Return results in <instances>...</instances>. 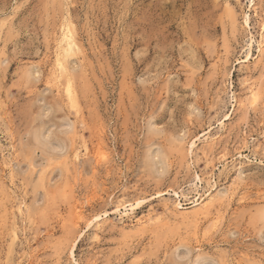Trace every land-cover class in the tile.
I'll list each match as a JSON object with an SVG mask.
<instances>
[{
	"label": "rangeland",
	"instance_id": "rangeland-1",
	"mask_svg": "<svg viewBox=\"0 0 264 264\" xmlns=\"http://www.w3.org/2000/svg\"><path fill=\"white\" fill-rule=\"evenodd\" d=\"M255 1L0 0V264H264ZM68 24L77 48L67 58ZM199 135L193 155L179 148ZM219 189L232 199L199 218L174 208ZM119 201L134 213L115 212ZM79 207L111 219L76 225Z\"/></svg>",
	"mask_w": 264,
	"mask_h": 264
},
{
	"label": "bare ground",
	"instance_id": "bare-ground-1",
	"mask_svg": "<svg viewBox=\"0 0 264 264\" xmlns=\"http://www.w3.org/2000/svg\"><path fill=\"white\" fill-rule=\"evenodd\" d=\"M257 1H255V0H251V5H255V3H256ZM259 7V6H258ZM251 8V7H250ZM255 8H257V6L255 7ZM259 9V8H258ZM255 11L257 12V11H259V10H256L255 9ZM233 14V13H232ZM245 14V13H244ZM257 14H258V12H257ZM251 15V14H250ZM264 15V14H263ZM259 16H260V12H259ZM243 17H244V15H243ZM251 17V16H250ZM256 17V16H255ZM235 18V17H234ZM245 18V20H244V22H245V24L246 25H248L249 24V19H248V15L246 14V16L244 17ZM263 18H264V16H263ZM262 19V18H261ZM237 20V19H236ZM256 20H258V19H256ZM263 23H262V27H260V32H261V34H260V38L258 39V40H255L254 39V37H251V39H250V43H249V48L252 46V44H253V41H256L257 42V51H258V54L256 55V53H255V55H256V57H255V59L256 58H258L261 54H262V52H263V50H264V21H262ZM259 23H260V21H259ZM255 26V25H254ZM258 28V27H257ZM71 29H72V27H71ZM70 28H69V24H68V27H66V30H65V32L63 33V36H62V39H63V41H64V52H65V55H66V57L68 58V56L67 55H74L75 54V48H77L76 47V42L77 41H75V37H74V30H73V32H72V30H71ZM61 30H63V29H61ZM259 33V32H258ZM62 34V33H61ZM60 34V35H61ZM251 35V34H250ZM258 36H259V34H258ZM60 39V38H59ZM61 40V39H60ZM247 41H249L248 39H246ZM246 42V41H245ZM61 44V43H60ZM62 45V44H61ZM245 47V46H244ZM254 47V46H253ZM252 47V49H254ZM56 48V47H55ZM60 48V47H59ZM63 48V47H62ZM79 48V47H78ZM248 48V47H247ZM243 49V48H242ZM56 50V49H55ZM77 50V49H76ZM248 50H250V49H248ZM60 52V51H59ZM244 52V51H243ZM73 53V54H72ZM223 53H225V52H223ZM253 53V52H252ZM59 54H57V56H58ZM61 55H62V53H61ZM220 55V54H219ZM225 55V54H224ZM227 55V54H226ZM225 55V56H226ZM249 55H251L249 52L247 53V57H246V59H244L243 60V62H246V63H248L249 61V59L248 58H250V56ZM56 56V55H55ZM59 57L61 58V56H58V59H59ZM262 57V56H261ZM57 58V57H56ZM244 58H245V56H244ZM252 58H254V57H252ZM54 59H55V57H54ZM53 59V60H54ZM62 60H63V57H62ZM65 60V59H64ZM221 60V59H220ZM223 60H224V57H223V59H222V63H223ZM258 60H260V59H258ZM58 61V60H57ZM241 61V60H240ZM248 61V62H247ZM253 61V59L251 60V62ZM66 62V61H65ZM220 62V61H219ZM251 62H249V63H251ZM54 63H58L59 64V67H60V69H58V72H59V74L61 73V69L62 70H64L63 71V73H65V71L67 70L66 68H65V66L64 65H62L60 62H55L54 61ZM62 63H64V62H62ZM239 64V63H238ZM237 64V65H238ZM254 64V63H253ZM256 64V63H255ZM56 65V64H55ZM69 65V64H68ZM252 65V64H251ZM58 66V65H57ZM249 66V65H248ZM253 66V65H252ZM252 66H250L251 68H252ZM55 68V67H54ZM249 68V67H248ZM251 68H249L250 70H251ZM245 68H243V70H244ZM242 70V71H243ZM246 71V70H245ZM68 72V71H67ZM247 72V71H246ZM70 73V72H69ZM229 73V72H228ZM245 73V72H244ZM248 73H250L249 71H248ZM251 73H252V71H251ZM51 74V73H50ZM231 74V73H230ZM62 75V74H61ZM64 76H66V75H64ZM64 76H63V78H64ZM72 76V75H71ZM251 76V74L249 75V77ZM49 77V76H48ZM247 77V76H246ZM60 78V77H59ZM63 78H61V79H63ZM67 78H68V76H67ZM67 78H65V79H67ZM52 79V78H51ZM54 79H55V74H54ZM248 79V78H247ZM253 79V78H252ZM51 81V80H50ZM53 82V81H52ZM65 83H66V81H64ZM246 81H244V83H245ZM248 82V81H247ZM256 82V81H255ZM51 83V82H50ZM50 83H49V85H50ZM253 84V83H252ZM249 84V85H247L248 86V96L247 97H244V100H250V98H251V102L253 101L254 102V100L257 98V94L259 95V93H257L256 92V88H254V86H255V84ZM58 85V84H57ZM239 85V84H238ZM53 86V85H52ZM64 86H65V84H64ZM62 87H63V85H62ZM242 87V86H241ZM257 87V86H256ZM239 88H240V86H239ZM246 88V86L244 87V89ZM74 89V88H73ZM239 90H241V89H239ZM258 90V89H257ZM60 91V90H59ZM66 91H67V93L69 94V95H71L72 93H71V84H70V82H67V84H66ZM245 91H247L246 89H245ZM259 91H261V89H259ZM234 93V92H233ZM232 93V94H233ZM245 93V92H244ZM65 94V93H64ZM73 94H75V93H73ZM233 96H234V94H233ZM233 96H232V98H233ZM236 96V95H235ZM234 96V97H235ZM239 95H237L236 97H238ZM263 96V95H262ZM70 97V96H69ZM73 97V95L71 96V98ZM70 98V99H71ZM231 98V97H230ZM240 98V97H239ZM69 100V99H68ZM244 100H240V99H237V98H235V103H236V105H241L242 104V101H244ZM72 101H73V99H72ZM234 101V100H233ZM246 102V101H245ZM71 104H72V102H71ZM243 104H245V103H243ZM246 104H247V102H246ZM250 104V103H249ZM70 105V104H69ZM255 105V104H254ZM245 106V105H244ZM251 106V108H252V104L250 105ZM250 106L248 105V108L250 109ZM77 108V107H76ZM212 108V107H211ZM234 108V107H233ZM237 108V107H236ZM242 108H243V106H242ZM233 110V109H232ZM240 110H241V107H240ZM242 111H243V109H242ZM246 111H247V109H246ZM216 114V113H215ZM230 114H232V113H230ZM224 115V114H223ZM215 116V115H214ZM229 116V115H228ZM232 116V115H231ZM223 117H227L226 116V114L223 116ZM221 119V118H220ZM222 120V119H221ZM220 120V121H221ZM264 122V121H263ZM212 123V122H211ZM222 123V122H221ZM261 123V122H260ZM259 124V123H258ZM219 125V124H218ZM261 125V124H260ZM72 127H75V124H74V126H72ZM217 127V126H216ZM263 127H264V125H263ZM215 128V127H214ZM219 128V127H218ZM73 129V128H72ZM213 129V128H212ZM220 129V128H219ZM218 129V130H219ZM224 129V128H223ZM223 129H222V132H223ZM76 130V129H75ZM186 130V129H185ZM221 130V129H220ZM187 131V130H186ZM204 131H207V130H204ZM227 131V130H226ZM262 131H264V130H262ZM72 132H74V131H72ZM184 132V131H183ZM203 132V131H202ZM201 132V133H202ZM222 132H221V134H222ZM224 132H225V129H224ZM246 132H247V130H246ZM245 132V130H244V133H246ZM75 133V132H74ZM187 133H190L189 131L187 132ZM207 133V132H206ZM214 133V132H213ZM217 133V132H216ZM243 133V134H244ZM203 134H204V132H203ZM220 134V133H219ZM263 134V133H262ZM85 135V134H84ZM182 135V134H181ZM185 136L187 135V134H184ZM191 135V134H190ZM189 135V136H190ZM75 136V135H74ZM179 136V135H178ZM185 136L183 137V138H185ZM201 135H199V136H195V137H193V138H191L189 141L187 140L186 141V139L185 140H181V141H179V142H181V145H182V147L180 146L179 148H184L183 150L185 151V149H186V152L188 153V156L189 155H191L193 152H194V150H195V148L197 147L198 148V144H199V141L201 140V137H200ZM244 136V135H243ZM187 137V136H186ZM217 137V136H216ZM264 137V136H263ZM262 137V138H263ZM205 138H206V136H205ZM212 138V137H211ZM244 139H245V137H244ZM206 140H208V139H206ZM73 141V140H72ZM241 141V140H240ZM248 141V140H247ZM246 141V144L245 145H247V142ZM258 142H260V141H258ZM202 143H204V142H201V144ZM91 144V143H90ZM98 144V143H97ZM175 144V143H174ZM261 144V143H260ZM100 146V145H99ZM102 146V145H101ZM179 146V145H178ZM184 146V147H183ZM264 146V145H263ZM93 147H94V145H93ZM97 147V146H96ZM210 147V146H209ZM246 147V146H245ZM261 148H262V146H260ZM71 148H72V145H71ZM196 148V149H197ZM200 148V147H199ZM260 148V149H261ZM73 149V148H72ZM86 149V148H85ZM88 149V148H87ZM103 149V148H102ZM175 149H176V146H175ZM178 149V148H177ZM258 149H259V147H258ZM264 149V148H263ZM92 151H94V150H92ZM97 151V150H96ZM99 151V150H98ZM177 151H179V150H177ZM180 151H181V149H180ZM180 151H179V153H180ZM256 151V150H255ZM95 152V151H94ZM94 152H91V154L92 153H94ZM100 152V151H99ZM199 152V151H198ZM72 153V152H71ZM225 153V152H224ZM73 154V153H72ZM86 154V153H85ZM101 154V153H100ZM181 154V153H180ZM206 154V153H205ZM256 154V153H255ZM257 154H259V153H257ZM82 156H83V154H81ZM104 155H105V153H104ZM164 155V154H163ZM182 155V154H181ZM193 155V154H192ZM238 155H239V153H238ZM247 155V154H246ZM97 156H98V154H97ZM100 156V155H99ZM102 156V155H101ZM184 156V155H183ZM182 156V157H183ZM186 156V155H185ZM195 156V155H194ZM199 156H201V154L199 155ZM242 156V155H241ZM193 157V156H192ZM203 157V156H202ZM248 157V156H247ZM230 158H232V157H230ZM67 159H69V158H67ZM66 159V160H67ZM100 159V158H99ZM165 159V158H164ZM224 159V158H223ZM244 159H247V158H244ZM58 160V159H57ZM188 160V159H187ZM194 160H196V158L194 159ZM247 160H249V159H247ZM246 160V161H247ZM197 161V160H196ZM225 161V160H224ZM233 162H234V160H232ZM209 162H210V159H209ZM239 162V161H238ZM242 162H244V161H242ZM241 162V163H242ZM62 163H64V162H62ZM69 163V162H68ZM192 163V162H191ZM207 164H208V162H206ZM246 163H248V162H246ZM193 164V163H192ZM205 164V163H204ZM219 164H220V162H219ZM222 164V163H221ZM195 165V164H194ZM222 165H224V163L222 164ZM242 165V164H241ZM204 166V165H203ZM233 165H231V167H232ZM235 166V165H234ZM237 166V165H236ZM238 166H239V163H238ZM73 167V166H72ZM218 167V166H217ZM228 167V166H227ZM219 168H221V167H219ZM209 169H211V168H209ZM214 169V168H213ZM217 169V168H216ZM212 170V169H211ZM221 170V169H220ZM219 170V171H220ZM225 171V170H224ZM223 172V171H222ZM241 171L239 170V173H240ZM194 175H195V178L194 177H192V178H194L195 179V181H199V182H201L203 179H201V177L198 175V174H196L195 172H194ZM236 176H237V173H236ZM235 176V177H236ZM241 175L239 174V176L238 177H240ZM226 177V176H225ZM243 178V177H242ZM241 178V179H242ZM193 180V179H192ZM244 180V179H243ZM242 181V180H241ZM192 183V182H191ZM202 183V182H201ZM234 184V183H233ZM238 184H240V183H238ZM237 184V185H238ZM208 185V184H207ZM235 185V184H234ZM241 185V184H240ZM240 185H238V186H240ZM199 186V185H198ZM202 186V185H201ZM228 186V185H227ZM230 186V185H229ZM233 186V185H232ZM236 186V185H235ZM126 187V186H125ZM204 187V186H203ZM211 187V186H210ZM210 187H209V189H210ZM213 187V186H212ZM220 187V186H219ZM218 187V188H219ZM226 187V186H225ZM231 187V186H230ZM199 188V187H198ZM218 188H216V189H218ZM227 188V187H226ZM229 188V187H228ZM234 188V187H233ZM236 188V187H235ZM234 188V189H235ZM238 188V187H237ZM240 188V187H239ZM187 189V188H186ZM195 189H197V188H195ZM212 189V188H211ZM215 189V190H216ZM229 189H232V187L231 188H229ZM234 189H233V191H234ZM227 190V189H226ZM237 191H238V189H236ZM178 191V189L177 190H175V192H174V195H175V197H178L179 198V196L181 195H179V193L177 192ZM183 191H185V190H183ZM193 191V190H192ZM197 191V190H196ZM201 191V190H200ZM205 191V190H204ZM225 191V190H224ZM223 191V192H224ZM165 192H167V191H165ZM164 192V193H165ZM168 192H170V191H168ZM181 192V191H180ZM191 192V191H190ZM190 192H188V193H190ZM221 192V193H220ZM229 192H232V191H229ZM157 192H155V194H156ZM160 193V192H159ZM163 193V192H162ZM161 193V194H162ZM182 193V192H181ZM236 194V193H235ZM159 195V194H158ZM185 195V193L183 194V196ZM193 195H195V194H193ZM231 196L229 193L227 194V191H225L224 193H222V191H221V189H219V192L217 193H214L212 190H207L206 192H203L202 194L200 193V192H197L196 193V196L194 197V199L193 200H190L189 202H187L186 203V205L184 206L183 204H181L179 201L178 202H176L175 204H174V208L176 209V210H178V211H180V213H183L184 214V218L185 217H187V216H189L190 214L191 215H193L192 216V218L194 217V218H199V216L200 215H202V214H204L205 213V211H209V208L211 207V206H213V204L216 202L217 203V201L220 199V200H222L223 199V197H227V196ZM157 196V195H156ZM127 197V196H126ZM129 197V196H128ZM188 197V196H187ZM140 198V197H139ZM147 198V197H146ZM153 198V197H152ZM157 198H160V197H157ZM185 198V197H184ZM132 199H133V197H132ZM166 199V198H165ZM177 199V198H176ZM228 199V197L225 199V200H227ZM231 199H232V196H231ZM137 200V199H136ZM135 200V201H136ZM145 199L143 198V201H144ZM187 200V199H186ZM224 201V200H223ZM230 201V200H229ZM229 201H227L229 204H230V202ZM22 203H23V201H22ZM22 203H21V205H22ZM110 203V202H109ZM112 203H115V201L114 202H112ZM137 203H139V202H137ZM215 203V204H216ZM76 204V203H75ZM164 204V203H163ZM226 204V203H225ZM20 205V206H21ZM135 205H136V203L134 202V201H131V202H122V201H119L118 203H117V205H116V207H115V212H119L121 215L123 214V215H132L133 213H134V208H135ZM23 206V205H22ZM173 206V205H172ZM223 205H221V207H222ZM75 207V206H74ZM162 207V206H161ZM220 207V208H221ZM226 207V206H225ZM22 208V207H21ZM138 208V207H137ZM164 208V207H163ZM165 208H166V206H165ZM215 208H218V205L215 207ZM23 209V208H22ZM22 209H21V212H22ZM25 209H26V207H25ZM139 209V208H138ZM168 209V208H167ZM173 209V208H172ZM27 210H28V208H27ZM105 210V209H104ZM166 210V209H165ZM211 210V209H210ZM218 210V209H217ZM114 211V210H113ZM208 211H207V213H208ZM212 211V210H211ZM210 211V212H211ZM209 212V213H210ZM95 213V212H94ZM167 213V212H166ZM206 213V214H207ZM75 215H77L76 216V219H75V223H76V225H81V224H85L86 226H91V225H96V223L99 221V220H101L102 219V217L103 216H106L107 215V213H106V211H105V213H103V214H101V213H98L97 212V214H94V215H88L87 214V216H85L84 214H83V211H82V209L79 207L78 208V212H77V214H76V212L74 213ZM90 214V213H89ZM93 214V213H92ZM117 214V213H116ZM119 214V215H120ZM149 214V213H148ZM152 214H153V212H152ZM176 214V213H175ZM22 215H23V212H22ZM147 215V214H146ZM154 215V214H153ZM155 216H157V215H155ZM155 216H152V218H154ZM176 216H178V215H176ZM107 217V216H106ZM110 217V216H109ZM109 217H107V219H109ZM130 217V216H129ZM143 217V216H142ZM145 217V216H144ZM148 217V216H147ZM146 217V218H147ZM149 217H151V215L149 216ZM159 217H161V215L159 216ZM179 217H181V216H179ZM178 217V218H179ZM137 218V217H136ZM183 217H181L180 218V220L182 219ZM111 219V218H110ZM109 219V220H110ZM138 219V218H137ZM188 219V218H187ZM5 220V219H4ZM108 220V221H109ZM154 220V219H153ZM183 220V219H182ZM108 221L106 222V224L108 223ZM149 221H150V219H149ZM155 221V220H154ZM172 221V220H171ZM184 221V220H183ZM17 222V221H16ZM112 222V221H111ZM148 223V220H146L145 218L143 219V218H139L138 220H137V222H135L136 224L135 225H137V226H140V225H143L144 223ZM153 222V221H152ZM159 222V221H158ZM3 223V222H2ZM149 223H151V222H149ZM103 224V223H102ZM134 224V223H133ZM74 225V224H73ZM100 225H101V223H100ZM124 225V224H123ZM150 225H152V223L150 224ZM98 227V226H97ZM103 227V226H102ZM101 227V228H102ZM123 227V226H122ZM130 227H134L133 225L132 226H130ZM142 227V226H141ZM192 227V226H191ZM91 228H93V227H91ZM125 228V227H124ZM124 228H122V229H124ZM84 229H86V227L84 228ZM141 229V228H140ZM142 229H143V227H142ZM145 229V228H144ZM82 230V229H81ZM99 230H101V229H99ZM98 230V231H99ZM131 230V229H130ZM18 231V230H17ZM94 231H95V229H94ZM17 233V232H16ZM84 233H82V235H83ZM91 234H92V232H91ZM94 234H95V232H94ZM207 234V233H206ZM87 235V234H86ZM88 236H90V234L88 235ZM92 236V235H91ZM95 236V235H94ZM95 238H96V236H95ZM98 238V237H97ZM96 238V239H97ZM90 240V239H89ZM174 246V245H173ZM201 246V245H200ZM182 248V247H181ZM174 250H175V248H174ZM179 250V249H178ZM71 253V254H70ZM75 253V252H74ZM69 254L70 255H72L73 256V251H71V252H69ZM75 257V256H74ZM22 258H24V257H22ZM196 260V259H195ZM230 262V261H229ZM72 263V262H71ZM195 263V262H194ZM22 264V263H21ZM76 264H77V262H76Z\"/></svg>",
	"mask_w": 264,
	"mask_h": 264
}]
</instances>
